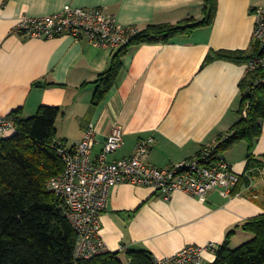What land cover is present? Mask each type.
<instances>
[{"label": "crops", "instance_id": "crops-1", "mask_svg": "<svg viewBox=\"0 0 264 264\" xmlns=\"http://www.w3.org/2000/svg\"><path fill=\"white\" fill-rule=\"evenodd\" d=\"M67 5L104 8L120 27L142 31L151 25L200 22L205 0H0V115L19 112L30 118L41 107H57V141L72 148L94 129V158L119 126L124 145L109 161L131 157L139 140L152 138L144 161L159 169L217 145L240 120L246 64L208 63L207 58L220 51L252 50L255 13L264 9V0H218L211 26L170 43L131 47L118 80L98 106L92 104L95 82L117 51L70 36L42 40L14 33L21 17H45ZM233 148L222 154L239 178L231 198L214 191L201 202L177 192L165 200L151 187H114L102 215L107 250L146 251L162 259L192 245L218 247L232 232L231 249L250 241L253 235L241 227L264 214V168L247 170L249 152L237 158ZM251 154L263 160L264 125ZM214 261L215 251L205 253L204 264Z\"/></svg>", "mask_w": 264, "mask_h": 264}, {"label": "trees", "instance_id": "trees-1", "mask_svg": "<svg viewBox=\"0 0 264 264\" xmlns=\"http://www.w3.org/2000/svg\"><path fill=\"white\" fill-rule=\"evenodd\" d=\"M217 11L218 0H205L204 18L200 22L191 19L175 26L151 25L138 31L99 75L92 104L100 105L112 89L121 73L122 59L131 47L170 43L177 36L211 26ZM260 50L254 43L250 51H220L214 57L209 56L207 62L228 60L247 64ZM260 75L248 72L241 81L240 120L218 139L213 149L214 160L223 157L234 144L245 141L249 144L246 169L264 168V157L260 161L251 154L264 125V87L257 84ZM59 113V108L50 106L41 107L30 118L19 117V112H15L12 114L16 118L15 133L0 138V264H157L156 258L146 251H107L90 260L76 257L78 236L63 201L47 191L48 181L64 169L57 154ZM241 228L253 238L231 249L233 232L230 233L222 245L216 246L212 264H264V214L248 220Z\"/></svg>", "mask_w": 264, "mask_h": 264}, {"label": "built area", "instance_id": "built-area-1", "mask_svg": "<svg viewBox=\"0 0 264 264\" xmlns=\"http://www.w3.org/2000/svg\"><path fill=\"white\" fill-rule=\"evenodd\" d=\"M137 32L138 29L133 27H120L116 17L104 8L86 9L71 5L45 17L23 16L14 29L15 34L31 39L53 40L63 36L76 41L86 39L94 47L113 52L129 45ZM253 41L260 46V54L246 67L248 72L261 74L257 84L264 87V9L255 13ZM15 131V116L0 115V138L9 137ZM96 142L94 129H89L84 139L72 148L57 142V154L64 169L47 183V191L63 201L68 220L78 236V259L90 260L108 251L101 238L102 215L107 209L111 190L118 185L151 187L165 200L181 192L205 202L214 191L231 198L239 181L233 167L223 157L212 158L216 145L203 149L195 158L159 169L144 161L154 143L152 138L139 140L131 157L114 162H110L109 157L123 147V129L114 126L101 153L94 158ZM215 249L213 243L192 245L171 257L156 259V263L204 264L205 253Z\"/></svg>", "mask_w": 264, "mask_h": 264}, {"label": "rangeland", "instance_id": "rangeland-1", "mask_svg": "<svg viewBox=\"0 0 264 264\" xmlns=\"http://www.w3.org/2000/svg\"><path fill=\"white\" fill-rule=\"evenodd\" d=\"M246 143L247 142L242 141L240 143L238 142L235 145H233L234 146L233 149H235L233 152L234 157L238 158V157H241L242 155H244L247 151L249 152V144L248 143L246 144ZM256 143H255V145H256Z\"/></svg>", "mask_w": 264, "mask_h": 264}]
</instances>
